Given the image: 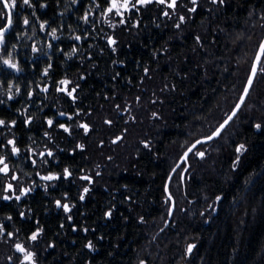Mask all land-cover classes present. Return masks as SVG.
Listing matches in <instances>:
<instances>
[{
  "label": "trees",
  "instance_id": "obj_1",
  "mask_svg": "<svg viewBox=\"0 0 264 264\" xmlns=\"http://www.w3.org/2000/svg\"><path fill=\"white\" fill-rule=\"evenodd\" d=\"M31 4L16 0L0 48V156L9 166L0 173V264H28L17 244L34 253V264H264L260 68L236 117L198 146L204 157L190 154L173 175L171 217L166 193L187 147L238 102L264 37V0H197L195 12L190 0H178L169 16L153 2L125 12V23L103 14L106 0ZM7 53L19 71L2 63ZM64 79L75 99L57 91ZM47 175L59 178L41 179Z\"/></svg>",
  "mask_w": 264,
  "mask_h": 264
},
{
  "label": "snow or ice",
  "instance_id": "obj_2",
  "mask_svg": "<svg viewBox=\"0 0 264 264\" xmlns=\"http://www.w3.org/2000/svg\"><path fill=\"white\" fill-rule=\"evenodd\" d=\"M77 2H78V0H72L73 4H76ZM153 2H155L159 5H165V10L163 11L164 16H169V12L166 9H172L174 12L175 9L177 8V4H178V0H106V3L108 6L106 9H102V12L105 16H108L110 14H115L117 16H121L122 19H121L120 23H125V20L123 19L125 12H129L132 9H136L138 11L139 10L138 6H146V5L152 4ZM211 2L213 4H216V3L224 4L225 0H211ZM190 3L193 5V7L189 8L188 11L189 12H195L196 11L195 6L197 5V0H190ZM23 5H27L29 7H32L31 0H23ZM45 6L46 5H43V4L41 5V7H45ZM15 8H16V0H0V21L6 20V23H0V46H4L5 51H6L5 36H6V33L10 32L12 27H13V11L15 10ZM33 15H35V13H33ZM83 19L85 22L88 21L87 13L83 17ZM179 19L181 22H183L184 16L181 15L179 17ZM23 24L25 26H28L30 24V21L27 17L24 18ZM46 26H47V22L41 23L39 25V27L42 31L45 30ZM111 26L114 27L115 25H111ZM176 26L179 27V24H177ZM56 31L57 30L55 28H53L51 30L50 35L53 39H58V37L56 36ZM75 39L80 40V37L76 36ZM108 43L110 45H114L116 43V41L109 38ZM49 47H51V44L49 45ZM32 50H33V52L38 51V49L35 46L33 47ZM76 51H77V49L74 47L72 50V53H75ZM113 51H115L114 48H113ZM7 56H8V58L4 59L2 61V63L4 65H7L11 69H15L16 71H19V69L17 68V65L12 62L11 53H7ZM262 57H264V43L260 44V46H259V52H258V55L256 56V61L252 66L250 75L247 77V85L244 87L243 92L239 97L238 103H236L234 105L230 114L226 115V118H224L223 122L220 123L219 126L216 127L214 131H212L210 134L206 135L203 139H197L194 143H192L189 147H187L186 151L183 153V156L181 157L182 163L187 162V158H188L190 153L195 155V156H199V157L203 158L205 153L198 149V145L206 144L209 141L213 140L214 138L220 136V134L224 130V128L233 120L234 117H236L237 113L239 112L241 107L246 102V98L249 94V90H250V87L253 83V79L257 75V68L259 67L260 71L264 72V63H261ZM45 74H47V69H45ZM70 83L71 82L67 79L59 81V84L61 85V87H58L57 91L65 92L69 97H72L73 99H75V97L73 96V93L76 91V88L73 87L71 90H69L68 85ZM41 90L46 92L48 89L44 88ZM19 92H20L19 87H16L15 93L19 94ZM7 94H8L9 100L13 99V86L11 84H9L7 87ZM28 95L31 96L32 93H28ZM2 103H4V101L0 100V104H2ZM60 115L63 116L64 113H60ZM69 119H71V117H69ZM28 122H30V120ZM15 123H16L15 121H12L10 126L14 127ZM47 123L49 126H51L53 124V121L51 119H49L47 121ZM108 123H110V121ZM3 126H5V121L3 119H0V127H3ZM60 127L63 128L64 131H66V132L68 131V128L64 127V125H60ZM80 127L83 128L85 132L88 131V125L87 124H81ZM260 127H261L260 124L256 125L257 129H259ZM46 135H47V133H46ZM117 139H119V138H117ZM113 142H116V141H113ZM7 144L11 145V154L12 155H17L19 153L20 149L16 147L14 139H9L7 141ZM147 146L148 145L146 144L145 147H147ZM81 147H83V146H81ZM243 147L244 146L241 145L239 148H237V152L241 151V149H243ZM40 155L43 156L44 153H41ZM52 155H53V153L51 151L47 152V156H52ZM33 164H35V161H33ZM0 165H2V167H0V173L7 175L9 172V166L5 162V158L2 156H0ZM177 167H180V165L178 164ZM64 175L67 178L68 176L71 175V172L67 168H65L64 169ZM58 178H59L58 176H53V175H47V176L41 177V179L47 180V181H51V180L58 179ZM12 179H16V177L13 176ZM81 179L89 180V182H91L90 178L88 176H83V177H81ZM12 189H13V185L11 183H9L7 185L6 190L11 191ZM28 191H30V189H27V188L23 189L21 191L20 195L15 196V199L20 200L21 196L27 194ZM83 191H84V193H87L89 191V189L84 188ZM3 199L9 200V199H11V197L4 196ZM80 199L83 200L84 196L81 195ZM169 201H171V197H169ZM61 206L64 208L65 212L70 211L69 206L67 204L61 205L60 202L57 201V207H61ZM169 214H171V213H169ZM108 215H111V213H108ZM8 219L10 220L11 217H8ZM69 219H71V217H69ZM3 232H4V227L2 224H0V234H3ZM8 236H12V233H8ZM38 236H39V232H35L32 234L30 239L33 241H36ZM88 247H91V243H89ZM193 248H194V245L190 244L188 246V248L186 249L187 253L190 254L192 252ZM16 249L19 252L25 253L24 261L28 262V264H34V261H33L34 253L27 252L26 249L23 246H21L20 244L16 245ZM141 264H144V262L141 261Z\"/></svg>",
  "mask_w": 264,
  "mask_h": 264
},
{
  "label": "water",
  "instance_id": "obj_3",
  "mask_svg": "<svg viewBox=\"0 0 264 264\" xmlns=\"http://www.w3.org/2000/svg\"><path fill=\"white\" fill-rule=\"evenodd\" d=\"M262 43H264V37H263V39H262V41H261V43L260 44H262ZM260 46V45H259ZM258 52H259V47H258V50H257V52H256V55H255V58H254V61H253V63H252V66H253V64L255 63V61H256V56L258 55ZM263 58V57H262ZM262 58H261V61H262ZM251 69H252V67H251ZM258 71H259V67L257 68V73H258ZM250 73H251V70H250ZM250 73H249V75H250ZM257 76V75H256ZM256 78V77H255ZM255 78L253 79V83H254V81H255ZM253 83H252V85H253ZM247 85V81H246V84H245V86ZM252 85H251V87H250V90H251V88H252ZM250 90H249V93H250ZM249 95V94H248ZM248 97V96H247ZM247 99V98H246ZM239 101V100H238ZM238 103V102H237ZM242 108V107H241ZM240 111V110H239ZM238 114V113H237ZM235 118V117H234ZM233 118V119H234ZM230 124V123H229ZM228 124V125H229ZM227 125V126H228ZM226 126V127H227ZM225 127V128H226ZM224 128V129H225ZM224 131V130H223ZM222 131V132H223ZM221 132V133H222ZM204 137H202V138H199V139H203ZM217 138V137H216ZM215 139V138H214ZM213 139V140H214ZM212 141V140H211ZM211 141H209V142H211ZM199 146V145H198ZM191 154V153H190ZM189 154V155H190ZM183 156V155H182ZM189 157V156H188ZM188 159V158H187ZM182 165L183 163L181 162V158H180V160L178 161V163H177V165ZM177 165L174 167V169L172 170V172H171V174H170V176H169V178H168V181H167V185H166V193H167V196L168 197H171V200H172V206H171V209H170V217L172 216V214H173V211H174V201H173V198H172V196H171V194H170V190H169V186H170V182H171V180H172V177H173V175L175 174V172L177 171V169L179 168V167H177Z\"/></svg>",
  "mask_w": 264,
  "mask_h": 264
},
{
  "label": "rangeland",
  "instance_id": "obj_4",
  "mask_svg": "<svg viewBox=\"0 0 264 264\" xmlns=\"http://www.w3.org/2000/svg\"><path fill=\"white\" fill-rule=\"evenodd\" d=\"M0 48H1V46H0ZM23 254H25V253H23Z\"/></svg>",
  "mask_w": 264,
  "mask_h": 264
}]
</instances>
